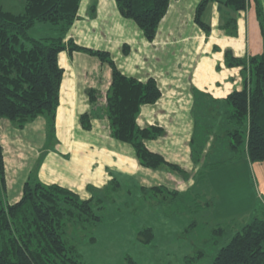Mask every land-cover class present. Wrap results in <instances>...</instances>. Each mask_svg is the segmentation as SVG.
<instances>
[{"label": "crops", "instance_id": "1", "mask_svg": "<svg viewBox=\"0 0 264 264\" xmlns=\"http://www.w3.org/2000/svg\"><path fill=\"white\" fill-rule=\"evenodd\" d=\"M225 1L212 0L206 7L202 19L211 28L207 34L196 22L201 0H171L156 38L150 41L135 22L122 17L116 0H81L78 18L66 37L80 46L110 53L124 75L143 82L150 78L157 81L161 98L143 106L137 122L141 127L157 125L164 129L163 136L146 145L168 162L177 163L185 177L168 168L143 167L133 147L112 136L105 97L112 68L97 56L65 50L59 55L64 76L54 133H50L47 116H39L23 130L0 118L7 200H20L24 184L35 172L43 183L68 188L84 200L100 195L115 185L113 181L133 175L139 176L142 187L192 191L195 175L206 169L204 156H209L211 141L220 137L219 145L228 137L231 106L226 99L244 89L243 67H228L225 52L231 50L234 56L245 58L264 49L256 3L251 1L246 9L234 12ZM260 2L264 11V0ZM230 18L237 21L235 35L222 29ZM89 90L100 92L94 104L90 103ZM87 112L92 114L89 130L81 123V116ZM50 137L54 142L51 148L56 149L48 148ZM193 140L199 150L198 165L194 164ZM231 157L237 158L233 151ZM246 159L264 197V162L252 164ZM221 222L215 220V225L222 226Z\"/></svg>", "mask_w": 264, "mask_h": 264}, {"label": "trees", "instance_id": "2", "mask_svg": "<svg viewBox=\"0 0 264 264\" xmlns=\"http://www.w3.org/2000/svg\"><path fill=\"white\" fill-rule=\"evenodd\" d=\"M170 1L116 0V3L122 16L134 20L146 38L153 41ZM211 1L202 0L196 15L197 24L207 34L211 28L202 18ZM251 1L257 6L264 41V11L260 0H226L224 4L238 12L246 9ZM80 3L81 0H26L24 11L19 14L0 6V118L23 129L39 116H47L53 134L64 76L59 55L65 50L86 52L112 68V80L105 96L112 136L130 144L143 167L168 168L183 174L180 166L168 162L146 145L147 141L163 136L164 129L157 125L141 127L137 122L142 107L153 105L161 98L157 81L150 78L143 82L124 75L110 53L80 46L72 39L66 40L78 18ZM38 23L54 25L57 34L32 38L29 31ZM222 29L235 35L238 30L236 19H227ZM225 58L228 67H243L244 78V89L234 91L226 99L231 106L227 115L229 146L236 157L243 155L252 164L264 162V49L259 55L245 58L236 57L227 50ZM88 95L91 104L101 96L97 90H89ZM91 120V113L83 114V128L91 129ZM192 146L193 157L198 161L199 150L194 140ZM5 173L0 139V181L3 186ZM113 182L119 184L116 180ZM149 189L156 193L179 194L164 187ZM103 201L100 195L84 200L68 188L45 184L36 174L31 175L24 184L20 200L0 208V264H82L81 253L69 243L67 235L72 228H84V224L79 226L83 222L94 224L100 220L96 211ZM257 214L219 250L213 264H264V209ZM214 232L222 236L226 231L220 227ZM140 236L153 240L151 229L142 230ZM128 263L138 264L131 257Z\"/></svg>", "mask_w": 264, "mask_h": 264}, {"label": "rangeland", "instance_id": "3", "mask_svg": "<svg viewBox=\"0 0 264 264\" xmlns=\"http://www.w3.org/2000/svg\"><path fill=\"white\" fill-rule=\"evenodd\" d=\"M25 1L0 0V6L19 14L24 11ZM36 25L29 31L32 38L57 34L52 24ZM219 140L211 141L209 156H204L206 169L195 175L192 191H179L177 196L166 191L156 193L143 189L139 176L133 175L101 192L104 201L96 211L100 220L94 224L83 222L79 226L84 224V228H72L67 235L69 243L81 253L82 264H129V257L138 264H213L219 250L264 209V197L249 169L252 165L243 155L231 157L227 136L218 145ZM49 142L48 148L56 149L51 148L52 137ZM229 171L231 174L226 175ZM177 173L185 177V172ZM8 188L5 173L4 186L0 181V208L14 203L7 200ZM215 220L223 225H215ZM220 227L226 231L222 236L214 232ZM146 229L152 230L153 240L141 238V231Z\"/></svg>", "mask_w": 264, "mask_h": 264}]
</instances>
